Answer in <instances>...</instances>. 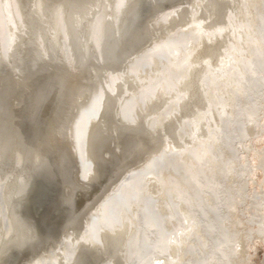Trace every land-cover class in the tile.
<instances>
[{
    "label": "bare ground",
    "instance_id": "obj_1",
    "mask_svg": "<svg viewBox=\"0 0 264 264\" xmlns=\"http://www.w3.org/2000/svg\"><path fill=\"white\" fill-rule=\"evenodd\" d=\"M0 264H264V0H0Z\"/></svg>",
    "mask_w": 264,
    "mask_h": 264
},
{
    "label": "rangeland",
    "instance_id": "obj_2",
    "mask_svg": "<svg viewBox=\"0 0 264 264\" xmlns=\"http://www.w3.org/2000/svg\"><path fill=\"white\" fill-rule=\"evenodd\" d=\"M253 259H255V257Z\"/></svg>",
    "mask_w": 264,
    "mask_h": 264
}]
</instances>
